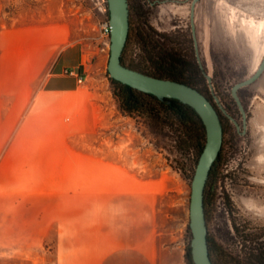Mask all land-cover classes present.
<instances>
[{
	"label": "rangeland",
	"instance_id": "obj_1",
	"mask_svg": "<svg viewBox=\"0 0 264 264\" xmlns=\"http://www.w3.org/2000/svg\"><path fill=\"white\" fill-rule=\"evenodd\" d=\"M99 2L0 0V30L40 40L55 35L61 41L57 55L75 47L67 68L84 79L79 83L60 72L51 77L60 91L45 94L43 88L51 86L45 87L46 74H40L38 85H28L40 90L37 95L23 103L22 113L9 114L20 132L11 145L15 131L9 130L7 157L0 161V264H96L97 239L118 240L116 225L101 210L110 189L134 193L137 208L145 200V217L130 227L124 221L129 232L119 238L128 245H117L129 256L109 264H187L196 152L179 149L183 134L174 123L157 129L149 119L119 110L107 69L110 37L102 33L108 11ZM129 5L127 60L174 55L189 67L195 88L213 99L195 57L191 2L130 0ZM195 25L200 63L207 75L216 76L217 97L241 124L231 89L252 77L264 59V0H201ZM74 52L84 62L78 69ZM239 96L247 130L238 134L233 122L225 121L208 231L231 263L257 264L253 253L264 251V73ZM108 171L114 177H106Z\"/></svg>",
	"mask_w": 264,
	"mask_h": 264
},
{
	"label": "crops",
	"instance_id": "obj_2",
	"mask_svg": "<svg viewBox=\"0 0 264 264\" xmlns=\"http://www.w3.org/2000/svg\"><path fill=\"white\" fill-rule=\"evenodd\" d=\"M60 39H56L55 35L52 37H40L30 36L28 34H16L12 31L0 30V161L7 157V147L9 142V130L15 131L16 122L9 123V114L18 115L23 112V103L29 98L33 99L37 95L38 88H28V85L32 83L39 84L40 74H46L44 82L45 87L47 84L51 86V89L43 88V93H53L60 91L54 89L51 77L56 76L58 73H64L66 70H72L67 68L69 61L68 56H71V52L75 47L67 46L60 50L58 55L56 54V45H60ZM33 45V46H32ZM34 45H41V49H35ZM37 50V52H36ZM72 58L74 59L75 66L73 68L78 69L84 62L80 59L79 54L74 52ZM83 58V57H82ZM81 70V69H80ZM79 70V71H80ZM31 74V79H25L28 74ZM53 73V74H52ZM24 78V79H22ZM53 87V88H52ZM65 91V90H64ZM16 117L12 118L13 120ZM13 131V132H14ZM12 132V133H13ZM20 128L15 131V137L11 138V145L18 140V134ZM109 172V171H108ZM114 177L110 172L106 177ZM111 182V181H110ZM108 185V186H107ZM116 185V184H115ZM105 187L109 188L107 183ZM111 193L105 195L104 202L101 204V210L103 217L111 218L116 225L117 241L110 239V244L107 243L108 239L102 240V243L96 241L95 261L96 264H105L110 262L111 259L118 257L129 256L127 249H120L121 240L119 237L124 233L129 232V228L125 229L124 221H128V226H135L141 218L145 217L143 213V206H145V200L139 204L137 208L136 197L134 193L118 192L117 190L110 189ZM113 191V192H112ZM125 194V195H124ZM97 205H100L97 203ZM102 227H97L96 232L100 233ZM120 242V243H119ZM125 242H128L125 241ZM115 243V244H114ZM120 245H117V244ZM128 245V244H127ZM125 244L121 247L127 246ZM117 248V249H116ZM89 249L86 251L88 254ZM144 256L146 251L144 250ZM112 263V262H111ZM110 263V264H111Z\"/></svg>",
	"mask_w": 264,
	"mask_h": 264
},
{
	"label": "water",
	"instance_id": "obj_3",
	"mask_svg": "<svg viewBox=\"0 0 264 264\" xmlns=\"http://www.w3.org/2000/svg\"><path fill=\"white\" fill-rule=\"evenodd\" d=\"M193 0L190 10V21L193 37L197 47L194 31L195 5ZM110 22V57L108 73L110 78L139 92L156 98L178 100L191 107L202 120L206 130L205 148L199 158L191 185L190 224L192 234L191 251L195 264H213L208 245V226L204 207V193L210 171L219 157L223 146V127L219 114L209 99L197 89L172 80L159 79L132 70L122 65L121 57L126 47L130 32V10L128 0H107ZM264 73V59L256 73L249 79L236 84L232 95L243 117L244 131L247 129V113L238 96V90L252 85ZM211 87V77L206 75ZM238 129L239 126L237 125Z\"/></svg>",
	"mask_w": 264,
	"mask_h": 264
},
{
	"label": "trees",
	"instance_id": "obj_4",
	"mask_svg": "<svg viewBox=\"0 0 264 264\" xmlns=\"http://www.w3.org/2000/svg\"><path fill=\"white\" fill-rule=\"evenodd\" d=\"M129 1L130 0H128V2ZM107 14L109 17V12H107ZM130 33L131 22L128 41L121 57L122 65L152 77L176 81L195 88L194 83L189 77H187V73H191L189 67L183 61L177 59L174 55H167L163 58L159 55L160 53L157 52V55H147L144 59H142L143 62H129L126 58V54L130 40ZM110 81L114 97L118 102V107L122 114L130 117L137 116L147 118L155 124L157 129L168 128V125L172 124L171 126H173V123L180 128L182 130L181 134H183V139L179 141L178 147L182 152L186 153L192 149L195 150L196 157L194 158V163L195 166H197L199 158L205 148L206 130L202 120L191 107L174 99L160 100L153 95L145 94L132 89L131 87L115 81L112 78H110ZM198 91L201 92L200 90ZM222 150L223 149H221L219 157L210 171L204 193V207L207 226L210 222L212 214L213 201L215 197L214 184L218 179L217 173L222 156ZM208 245L210 258L213 264H233L227 255L215 247L212 239L210 238L209 231ZM254 251L258 250L254 249ZM253 254H250V256L253 255V259L257 264H264V251H260L257 255H255V253ZM185 257L187 264H195L192 258L191 241L186 247Z\"/></svg>",
	"mask_w": 264,
	"mask_h": 264
},
{
	"label": "flooded vegetation",
	"instance_id": "obj_5",
	"mask_svg": "<svg viewBox=\"0 0 264 264\" xmlns=\"http://www.w3.org/2000/svg\"><path fill=\"white\" fill-rule=\"evenodd\" d=\"M188 3H190L191 2V5H192V1L193 0H186ZM201 0H198V2L196 3V5H195V16H194V25H195V20H196V7H197V5L199 4V2H200ZM191 10V9H190ZM190 29H191V32H192V38H193V43H194V50H195V57H196V59H197V62H198V65H199V69H200V71H201V74L204 76V77H206V75H207V73H206V71L203 69V66L201 65V63H200V50H199V44H198V39H197V47L195 46V42H194V37H193V28H192V25H191V21H190ZM194 31H195V34H196V25H195V27H194ZM196 38H197V34H196ZM211 77V76H210ZM214 79H216V76L213 74V76L211 77V87H210V85H209V88H210V92H211V95H212V97H213V99H210V98H208L207 96V98L209 99V101L212 103V105L215 107V109L217 110V112H218V114H219V117H220V120H221V124H222V127H223V142H224V136H225V121H231V122H233V124L235 125V127H236V130H237V132H238V134H241V135H244L245 134V132H246V130L244 131V128H243V117H242V114H241V112H240V114H241V117H242V123L240 124L239 122H238V120H236L235 118H233L232 116H231V114L228 112V108L225 106V105H223V103H222V101H221V99H219L218 97H217V94H216V89H215V87H214V85H213V80ZM255 83V82H254ZM253 83V84H254ZM209 84V83H208ZM235 86V85H234ZM233 86V87H234ZM250 86V85H249ZM233 87H232V89H231V95H232V90H233ZM248 87V86H247ZM245 87H243V88H241V89H239L238 90V96H239V92L242 90V89H244ZM204 95V94H203ZM232 97H233V95H232ZM239 98H240V96H239ZM234 99V98H233ZM240 100H241V98H240ZM234 101H235V99H234ZM236 102V101H235ZM242 102V101H241ZM243 104V103H242ZM236 105H237V103H236ZM237 107H238V105H237ZM238 109H239V107H238ZM240 111V110H239ZM237 125L239 126V129H238V127H237ZM217 182H218V180H217ZM217 182H215V184H214V193L216 192V185H217Z\"/></svg>",
	"mask_w": 264,
	"mask_h": 264
},
{
	"label": "built area",
	"instance_id": "obj_6",
	"mask_svg": "<svg viewBox=\"0 0 264 264\" xmlns=\"http://www.w3.org/2000/svg\"><path fill=\"white\" fill-rule=\"evenodd\" d=\"M99 5H100V7H103L104 9L107 8V11H108V3H107V0H101V2H99ZM110 32H111V28H110V22L108 20L107 22H105L102 25V33H103L104 36L110 37ZM64 74L65 75H70L72 77H76L77 78V81L79 83H82L83 80H84L82 77H80V75L78 74V72L73 71V70H66V71H64Z\"/></svg>",
	"mask_w": 264,
	"mask_h": 264
}]
</instances>
